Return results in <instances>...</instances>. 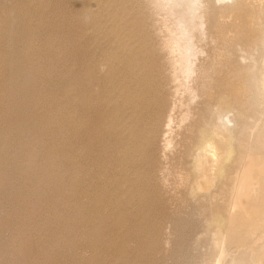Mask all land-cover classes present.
Instances as JSON below:
<instances>
[{
  "label": "rangeland",
  "instance_id": "rangeland-1",
  "mask_svg": "<svg viewBox=\"0 0 264 264\" xmlns=\"http://www.w3.org/2000/svg\"><path fill=\"white\" fill-rule=\"evenodd\" d=\"M135 1L0 0V264H264V0H209L208 42L194 48L190 79L209 92L189 105L167 95L175 119L196 110L187 123L228 96L227 125L247 165L238 157L210 188L227 222L220 232L208 201L189 192L188 124L165 149L162 132L148 153L137 147L129 176L111 116L119 43L135 47L147 33L166 77L177 60L166 46L170 6Z\"/></svg>",
  "mask_w": 264,
  "mask_h": 264
},
{
  "label": "bare ground",
  "instance_id": "bare-ground-1",
  "mask_svg": "<svg viewBox=\"0 0 264 264\" xmlns=\"http://www.w3.org/2000/svg\"><path fill=\"white\" fill-rule=\"evenodd\" d=\"M163 1L170 6V16H174L175 18L173 26H166V32L170 36V38L166 40V46L172 53H176L177 60L174 65H172V69H170L166 77L165 65L158 60V57L152 53L151 49L149 50L147 33L142 30L138 31V39H141L137 40L135 47H133L132 44L128 45L129 40H127V43H119V47L122 46L121 55L118 56L120 57V61L116 65L115 73L111 78L114 79L112 90L114 108L111 112L114 129L119 135L124 136V149L121 153L125 157L126 167L131 178L130 174L135 171L134 166L137 162L135 157L137 147L143 149L148 148V145L155 141L157 134L162 132L161 135L164 141L163 149H165L174 142L176 135L178 137L179 133L174 135L176 129L180 130L181 127L188 124L189 128L187 133H189L190 128L191 131L190 137L188 138L189 144L185 145L184 155L186 156L183 162L187 170L186 181L194 184V186L192 185V187H190L189 192L195 198L208 201V210L212 218L210 220V225L215 226L212 231L220 232V230H225V228H227V222L219 206L215 207L214 200L216 191L212 193L210 188L213 185L224 183L230 175L233 164L239 157V154L237 157V138L235 137L237 129L235 128L231 134L227 125L228 113L225 106L228 101V96L226 92H220L215 98V107L210 110V116L207 118L205 114H202L198 120H194L191 123L187 122L191 121L192 117L196 115V110L194 115H192L191 109H187V107L184 106L183 111L179 113L177 119H175L172 113L174 109L166 111V104L169 101L167 95L171 94L173 90L174 95L178 96L179 99L182 100L183 96L189 98V103L187 105L196 100L201 93L205 94L209 92L207 83L202 84L198 89L190 84V79L195 70L193 67L194 48L196 45L202 46L208 42L204 35L205 31H203V28L207 25L208 21L206 11L208 10L209 0ZM135 4V6H140L137 0ZM132 8H127L129 13H132ZM215 23H217V21ZM127 37L129 38V36ZM223 38L226 37L224 36ZM210 42L211 40H209V43ZM97 62L98 60H94V67H96ZM167 78H169L168 82L166 81ZM92 82L94 83V88H96L101 84L102 77H97L92 80ZM260 82L263 84L261 87H264V82ZM238 85L241 87L240 84ZM242 88L243 87H238L236 89L237 91L233 101L235 108L238 106L239 117L243 116V109L241 110L242 102L239 96L243 92ZM212 89L211 91H213ZM84 94L85 93H80V95H82L80 99L85 97ZM173 107H175V105ZM84 111H86L85 103L81 101L79 105L80 119H82ZM125 114L127 116H125ZM169 133L170 136L168 137L167 134ZM117 139L119 138L117 137L116 140ZM148 152L147 150L146 153ZM239 158L240 161L245 160L244 163L247 165L246 157H244V159L242 157ZM123 161L124 159L119 157L118 163L122 164ZM121 172H123V170ZM126 178H128V176ZM241 181L246 182L245 177L242 178ZM241 181L238 182L237 185L240 186L239 183H241ZM238 188L236 190H238ZM215 264H221L220 259H217Z\"/></svg>",
  "mask_w": 264,
  "mask_h": 264
}]
</instances>
